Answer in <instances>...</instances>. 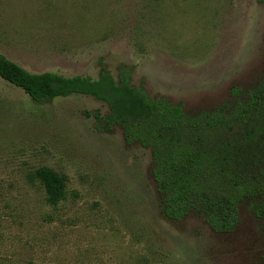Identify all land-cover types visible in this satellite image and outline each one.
Instances as JSON below:
<instances>
[{"label": "rangeland", "instance_id": "obj_1", "mask_svg": "<svg viewBox=\"0 0 264 264\" xmlns=\"http://www.w3.org/2000/svg\"><path fill=\"white\" fill-rule=\"evenodd\" d=\"M264 0H0V53L31 72L116 78L185 110L208 109L264 68ZM91 96L33 102L0 80V264H264V228L246 206L233 232L158 207L150 151L118 126L97 132ZM65 176L50 205L30 174Z\"/></svg>", "mask_w": 264, "mask_h": 264}, {"label": "trees", "instance_id": "obj_2", "mask_svg": "<svg viewBox=\"0 0 264 264\" xmlns=\"http://www.w3.org/2000/svg\"><path fill=\"white\" fill-rule=\"evenodd\" d=\"M264 44V30L262 32ZM97 78L31 72L0 53V80L39 104L71 94L91 96L107 110L85 112L97 132L118 126L127 145L150 151L158 207L170 220L192 213L215 232H233L246 206L264 228V68L253 80L229 88L227 101L185 110L183 102L150 95L132 84L134 65L120 64L115 78L98 60ZM38 182L50 205L65 198L66 178L39 166Z\"/></svg>", "mask_w": 264, "mask_h": 264}]
</instances>
